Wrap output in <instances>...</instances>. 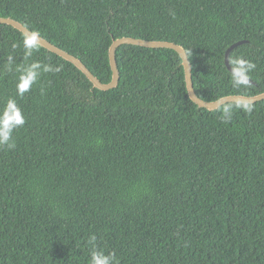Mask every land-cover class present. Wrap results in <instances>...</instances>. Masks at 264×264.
<instances>
[{"label": "trees", "instance_id": "16d2710c", "mask_svg": "<svg viewBox=\"0 0 264 264\" xmlns=\"http://www.w3.org/2000/svg\"><path fill=\"white\" fill-rule=\"evenodd\" d=\"M0 16L101 82L112 40L133 36L181 45L203 100L264 92V0H0ZM24 36L0 23V108L14 99L26 121L0 147V264H88L93 247L116 264H264V99L201 107L175 50L126 43L101 90L39 44L26 56ZM240 40L230 67H255L234 86ZM32 62L61 70L20 96Z\"/></svg>", "mask_w": 264, "mask_h": 264}, {"label": "water", "instance_id": "95a60500", "mask_svg": "<svg viewBox=\"0 0 264 264\" xmlns=\"http://www.w3.org/2000/svg\"><path fill=\"white\" fill-rule=\"evenodd\" d=\"M0 23L3 24H8L19 31H21L24 35L25 34H30L35 31H31L28 29L26 26L21 24L15 19L9 18V17H3L0 16ZM37 33V32H35ZM38 34V33H37ZM38 44L46 48L47 50L59 55L60 57L64 58L65 60L69 61L73 65H75L82 73L85 74V76L91 81L94 87L101 89V90H108L111 88H114L119 80V71L117 68L116 64V57H115V51L116 48L120 44H135V45H140L144 47H153V48H170L175 50L182 61L183 69H184V74H185V83H186V88L188 92V96L190 99L195 102L197 105L207 108V109H215L222 104L229 102V101H238V102H255L261 99H264V92L248 96V95H243V94H229L222 96L216 100L212 101H206L200 98L199 96L196 95L194 89H193V83L191 79V65L188 60L187 54L184 50V48L172 41H167V40H147L143 38H138V37H133V36H122L119 38H116L112 40L111 44L109 45L108 48V58H109V64L111 68V79L108 82H101L86 66L85 64L82 63V61L77 58L76 56L70 54L69 52L61 49L60 47L56 46L55 44L51 43L47 39L43 38L41 35L38 34ZM247 40H240L237 41L233 44H231L225 51L224 53V60L227 68L233 72L234 70L230 67L228 56L230 51L237 45L246 42ZM248 81H251L250 79L247 78Z\"/></svg>", "mask_w": 264, "mask_h": 264}, {"label": "clouds", "instance_id": "9594fccd", "mask_svg": "<svg viewBox=\"0 0 264 264\" xmlns=\"http://www.w3.org/2000/svg\"><path fill=\"white\" fill-rule=\"evenodd\" d=\"M38 34L33 32L25 34L23 38V46L25 49V55L31 56L34 49L38 47ZM16 45L13 44V48ZM14 64V57L8 56V66L11 70ZM255 65L251 62L241 60L239 62L238 71L233 75L234 86L246 84L247 72L254 68ZM20 75L16 82L17 94L23 96L31 89V86L39 79L41 72H58L61 70V66L52 67L51 65L41 64L40 62H32L17 69ZM244 109L251 112V105H244ZM223 113L226 116H230V109L225 108ZM25 117L21 108L17 105L14 99H9L2 108H0V147L7 146L9 149L15 147L13 140V133L16 129L22 127L25 124ZM88 264H116L115 254L112 252H105L101 248L93 247L90 250V256Z\"/></svg>", "mask_w": 264, "mask_h": 264}]
</instances>
